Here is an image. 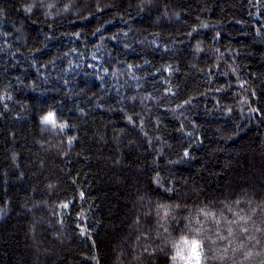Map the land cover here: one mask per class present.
Masks as SVG:
<instances>
[{
    "label": "trees",
    "instance_id": "16d2710c",
    "mask_svg": "<svg viewBox=\"0 0 264 264\" xmlns=\"http://www.w3.org/2000/svg\"><path fill=\"white\" fill-rule=\"evenodd\" d=\"M0 264H264V0H0Z\"/></svg>",
    "mask_w": 264,
    "mask_h": 264
},
{
    "label": "snow or ice",
    "instance_id": "6c2138e0",
    "mask_svg": "<svg viewBox=\"0 0 264 264\" xmlns=\"http://www.w3.org/2000/svg\"><path fill=\"white\" fill-rule=\"evenodd\" d=\"M48 119H50V117H45V120H48Z\"/></svg>",
    "mask_w": 264,
    "mask_h": 264
},
{
    "label": "rangeland",
    "instance_id": "374dc122",
    "mask_svg": "<svg viewBox=\"0 0 264 264\" xmlns=\"http://www.w3.org/2000/svg\"><path fill=\"white\" fill-rule=\"evenodd\" d=\"M118 73H121V71H120V70H118Z\"/></svg>",
    "mask_w": 264,
    "mask_h": 264
}]
</instances>
